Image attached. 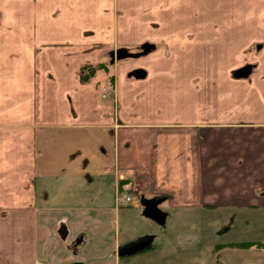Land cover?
Returning a JSON list of instances; mask_svg holds the SVG:
<instances>
[{
	"label": "crops",
	"instance_id": "1",
	"mask_svg": "<svg viewBox=\"0 0 264 264\" xmlns=\"http://www.w3.org/2000/svg\"><path fill=\"white\" fill-rule=\"evenodd\" d=\"M106 61L112 82L80 79ZM78 155L95 208L58 205ZM125 184L161 200L160 235L115 236ZM138 236L153 246L122 251ZM260 243L264 0H0V264H264Z\"/></svg>",
	"mask_w": 264,
	"mask_h": 264
},
{
	"label": "rangeland",
	"instance_id": "2",
	"mask_svg": "<svg viewBox=\"0 0 264 264\" xmlns=\"http://www.w3.org/2000/svg\"><path fill=\"white\" fill-rule=\"evenodd\" d=\"M138 58H136L134 60H136V61L142 60V59H138ZM106 63H108V61H106ZM167 78H168V80H171L170 77H167ZM65 142L68 144V146ZM70 143H71V141L67 140V141H64L63 143H59L58 145H55V147H58L61 149L67 148V147H69ZM87 159L89 160V163L91 165L89 167H85L87 162H88ZM74 160H75L74 161L75 164L73 165L74 171H75V167L84 168V169H82L81 173H79L77 176V177H80L81 179L80 180H72V185L75 186L73 188L74 195L72 197L68 198L67 200L60 202L58 205H59V207L68 208L70 206H73V203H71V202L76 201L77 207H82V208H86V209L89 207L95 208L96 205L94 203L95 202L94 197H96L98 190L96 189V185H95L96 177H94V170H95V167L93 166L94 158L92 157V155H87V156H83V157H80L78 155L75 157ZM89 174L94 177V181L92 183H90L91 179H90ZM103 177H106V180H108L110 182L113 181V174H104ZM75 179H77V178H75ZM110 191L113 193L112 196H114V185H112L110 187ZM110 191L108 189L103 194L106 195ZM115 194L116 195L113 197L112 203L109 205L112 208V211H114L113 207L115 208V211L117 208L120 209V214H118V213L116 214V212H115V214L113 215V217L114 216L116 217L115 226L113 223H112L113 226L110 225L112 227L114 233H115V236H116V233L119 232V236L121 237V240H123L124 235L136 236L138 234H141L144 231L152 230L158 235H160L162 233L163 226L161 224H158L156 222H152V220L150 218L144 216L143 207L141 205V198L143 196L134 192L132 190V187L130 184H125L124 187H122V190H120V192H118V193L115 192ZM123 194H130L131 195V201L125 202V203H120V205H118L119 202H116V196L119 195L120 197H122ZM110 200L111 199H109V201ZM60 201H61V199H60ZM68 201H70V202H68ZM161 207H163V205H161ZM168 211H171L170 207H168ZM166 222H165V224H166ZM150 223H152V224H150ZM151 225H153V226H151ZM110 235H111V232H109L107 234V236L105 237L106 242H109ZM139 238L140 237L138 236V237H136L135 240H137ZM183 239H186V238L183 237ZM81 245L79 247H81ZM138 255H139V253H135V254L130 256V257L133 256V258H128V260L134 259V261H137ZM153 258H154V256H153Z\"/></svg>",
	"mask_w": 264,
	"mask_h": 264
},
{
	"label": "water",
	"instance_id": "3",
	"mask_svg": "<svg viewBox=\"0 0 264 264\" xmlns=\"http://www.w3.org/2000/svg\"><path fill=\"white\" fill-rule=\"evenodd\" d=\"M153 45L144 43L140 46V51L137 52H130L127 50L125 47H119L117 49H113L109 52L110 56V63H113L115 59H121L125 57H137L141 54L147 53ZM251 69V65H245L242 68L236 70L234 72V75L237 77L240 76H246ZM145 72L143 70H135L133 71V74L135 76H142ZM160 199H154V198H141V205L143 207V214L144 216L154 220L158 224H164L165 222V212L161 210L158 206L160 203ZM151 238L147 239L146 241H143L136 246L133 247L132 251L128 252H134V251H139L142 250L150 245Z\"/></svg>",
	"mask_w": 264,
	"mask_h": 264
},
{
	"label": "trees",
	"instance_id": "4",
	"mask_svg": "<svg viewBox=\"0 0 264 264\" xmlns=\"http://www.w3.org/2000/svg\"><path fill=\"white\" fill-rule=\"evenodd\" d=\"M98 70H103L104 72H106L107 73L106 77L108 78V80H110V82H112V74L110 73L111 65L109 63H105V62H100V63H97L96 65H84L82 67V69L80 70V72H79V77H80V79L82 81H87ZM119 183L121 184V186H123V184L125 183V180L123 179ZM250 244H253V243H251V242L231 243V244H228V245H231V246H242L243 247V246H248ZM260 244H264V243H260ZM151 246H153V245H149L148 247H151Z\"/></svg>",
	"mask_w": 264,
	"mask_h": 264
},
{
	"label": "flooded vegetation",
	"instance_id": "5",
	"mask_svg": "<svg viewBox=\"0 0 264 264\" xmlns=\"http://www.w3.org/2000/svg\"><path fill=\"white\" fill-rule=\"evenodd\" d=\"M120 180H123V178L122 179H118L117 182L119 183ZM120 190H122V189H117L116 193L120 192ZM146 240L147 239L145 237H143V238H139V239H137L135 241H132V243H130L129 245H122L121 246L122 251H126V252L132 251L134 246H136L137 244H139V243H141L143 241H146Z\"/></svg>",
	"mask_w": 264,
	"mask_h": 264
},
{
	"label": "built area",
	"instance_id": "6",
	"mask_svg": "<svg viewBox=\"0 0 264 264\" xmlns=\"http://www.w3.org/2000/svg\"><path fill=\"white\" fill-rule=\"evenodd\" d=\"M105 96V95H103ZM119 178H123V175L119 174ZM131 201V195L130 194H123L122 197L119 195L116 196V202L119 203H125V202H130Z\"/></svg>",
	"mask_w": 264,
	"mask_h": 264
}]
</instances>
